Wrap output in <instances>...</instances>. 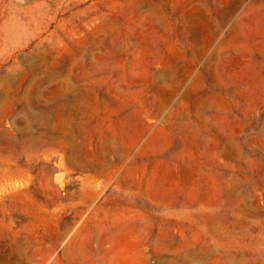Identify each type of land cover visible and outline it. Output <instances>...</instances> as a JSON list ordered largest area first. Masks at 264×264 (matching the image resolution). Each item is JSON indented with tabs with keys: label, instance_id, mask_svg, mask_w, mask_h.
Returning <instances> with one entry per match:
<instances>
[{
	"label": "rangeland",
	"instance_id": "obj_1",
	"mask_svg": "<svg viewBox=\"0 0 264 264\" xmlns=\"http://www.w3.org/2000/svg\"><path fill=\"white\" fill-rule=\"evenodd\" d=\"M0 264H264V0H0Z\"/></svg>",
	"mask_w": 264,
	"mask_h": 264
}]
</instances>
